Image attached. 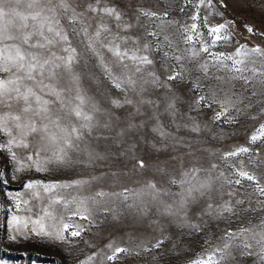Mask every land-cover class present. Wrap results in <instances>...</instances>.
I'll use <instances>...</instances> for the list:
<instances>
[{
  "label": "rangeland",
  "instance_id": "rangeland-1",
  "mask_svg": "<svg viewBox=\"0 0 264 264\" xmlns=\"http://www.w3.org/2000/svg\"><path fill=\"white\" fill-rule=\"evenodd\" d=\"M41 24L59 95L41 113L0 92L20 190L0 187V260L264 264V0H0V78L23 76L16 46Z\"/></svg>",
  "mask_w": 264,
  "mask_h": 264
},
{
  "label": "snow or ice",
  "instance_id": "snow-or-ice-1",
  "mask_svg": "<svg viewBox=\"0 0 264 264\" xmlns=\"http://www.w3.org/2000/svg\"><path fill=\"white\" fill-rule=\"evenodd\" d=\"M211 5V3H209ZM199 6H197L198 8ZM193 20L198 19V16H193ZM197 27L196 24H193V28ZM247 31L252 32L253 29L250 26H246ZM225 28V24L221 23L216 26H207V34L209 37H213L211 39V45L216 46L217 42L221 40V32ZM47 33V34H46ZM53 33V28L51 26L45 27V25L41 24L38 28L34 29L32 33H29L23 38V42L16 46L15 51V63L16 70L23 73V76L17 77L15 80L5 81L4 78H0V92L7 91L9 93L15 92L17 94V98H22L27 104H31L33 101L36 105V110L45 113L48 111V96L50 94L58 96L59 93L55 91L51 87V74L55 71V62L58 61L61 57H58L55 52L51 51L53 47L54 41L53 38L48 35ZM55 36L59 37L60 33L56 32ZM34 37L36 39H34ZM65 41L67 37H63ZM248 49L245 47L243 51H247ZM65 52L73 51V49H64ZM208 51V48L205 49ZM69 62H71V57H69ZM2 67V66H0ZM4 71H8V69H3ZM47 73V75H46ZM21 81H24L21 85ZM15 85V87H7V85ZM35 85L36 87H33ZM37 88L43 91L41 95L40 92L37 91ZM26 110H29L26 108ZM19 127V126H17ZM260 136H264V128L260 129L259 137L253 136L251 139L255 141ZM12 141H9L11 144ZM246 151V149H245ZM14 158V157H13ZM8 179H14V177L6 176L5 172L0 171V187H3L6 192L10 193L12 191H20L11 189L8 186ZM39 183V181H27L24 185L21 186V189L28 187L29 185H33ZM19 207V205H17ZM16 223H19V217L13 218ZM33 227L31 231L36 233L37 235H42L39 228L34 225H38V221H32ZM25 228L28 227V224L25 223ZM65 232L69 234L71 237H78L80 233L78 231L71 230L70 226L65 225ZM122 251L118 250V252ZM0 264H4L3 260H0ZM31 264H37L36 261H32ZM198 264H202V262H198Z\"/></svg>",
  "mask_w": 264,
  "mask_h": 264
}]
</instances>
